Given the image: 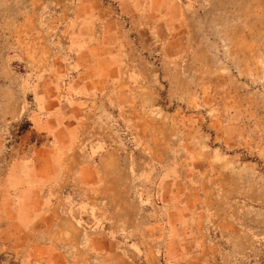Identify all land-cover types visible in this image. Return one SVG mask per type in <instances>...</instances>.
Returning a JSON list of instances; mask_svg holds the SVG:
<instances>
[{"label":"rangeland","instance_id":"1","mask_svg":"<svg viewBox=\"0 0 264 264\" xmlns=\"http://www.w3.org/2000/svg\"><path fill=\"white\" fill-rule=\"evenodd\" d=\"M0 264H264V0H0Z\"/></svg>","mask_w":264,"mask_h":264},{"label":"crops","instance_id":"2","mask_svg":"<svg viewBox=\"0 0 264 264\" xmlns=\"http://www.w3.org/2000/svg\"><path fill=\"white\" fill-rule=\"evenodd\" d=\"M29 188V187H28ZM36 190H38L35 186H30V189H28V191L27 192H30V193H34V192H36ZM32 204V202L31 203H29L28 204V209H27V214H29L31 217L34 215V213H35V211L37 210L35 207V205H31ZM28 224H30V223H28ZM73 229H76V231H80L81 232V230L82 229H84V231L86 230V231H93V232H95L96 234H97V236H99L101 239H103L102 238V234L104 235V228H101V227H97V228H93V230H91L92 228H90V229H86L85 227L84 228H81V226L80 227H78L77 225H70ZM22 228H23V230L24 229H30L31 228V226H28V225H26L25 223L22 225ZM92 232V233H93ZM23 236H24V234H23ZM103 242H105V244H109L110 245V243H113L112 241L110 242V240L109 239H107V240H103ZM91 243H88V241L85 243V245H87V246H89ZM111 245H114V243L113 244H111Z\"/></svg>","mask_w":264,"mask_h":264}]
</instances>
